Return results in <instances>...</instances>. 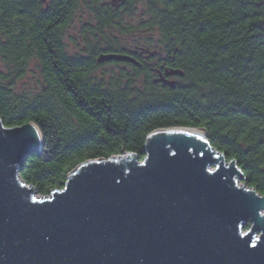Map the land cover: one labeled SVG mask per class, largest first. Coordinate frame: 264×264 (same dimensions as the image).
Masks as SVG:
<instances>
[{
    "label": "trees",
    "instance_id": "16d2710c",
    "mask_svg": "<svg viewBox=\"0 0 264 264\" xmlns=\"http://www.w3.org/2000/svg\"><path fill=\"white\" fill-rule=\"evenodd\" d=\"M80 3L94 21L88 32L96 44L86 45V55L68 53L62 36ZM48 5L45 13L41 0H0V122L33 123L43 140L20 166L24 183L48 196L87 161L123 152L142 161L155 130L201 128L214 149L236 161L246 186L264 195V0ZM138 12L135 27L123 23ZM135 28L155 33L146 59L98 62L123 54L106 32ZM173 71L182 73L173 75V88L155 82L156 73ZM28 73L29 89L19 86Z\"/></svg>",
    "mask_w": 264,
    "mask_h": 264
},
{
    "label": "water",
    "instance_id": "95a60500",
    "mask_svg": "<svg viewBox=\"0 0 264 264\" xmlns=\"http://www.w3.org/2000/svg\"><path fill=\"white\" fill-rule=\"evenodd\" d=\"M42 146L35 124L0 122V264H264V195L204 129L155 130L142 161H87L48 196L19 176Z\"/></svg>",
    "mask_w": 264,
    "mask_h": 264
},
{
    "label": "rangeland",
    "instance_id": "374dc122",
    "mask_svg": "<svg viewBox=\"0 0 264 264\" xmlns=\"http://www.w3.org/2000/svg\"><path fill=\"white\" fill-rule=\"evenodd\" d=\"M105 3L115 2L117 0H103ZM141 12V8H138ZM140 12L130 19L125 20L123 23L127 24L126 26H136L138 21L140 20ZM94 26V21L90 14L86 11L84 5L82 3L79 4L77 11L74 13V16L70 23L67 26L66 31L63 33V41L66 45L67 51L70 54H81L83 55L82 48L86 45H93L96 44L95 40L92 38V35L88 32L91 27ZM137 30V28H135ZM106 35L109 39L111 37L117 38L120 47L124 48H131L133 45H137L140 47H146L147 43L146 40L149 38H155V33H149L143 30H137L130 34H120L118 32H106ZM105 41L101 43L102 47H105ZM114 67L111 66L109 70H112ZM19 86H23L25 88H33L34 79L31 77V74L28 73L26 77L20 82Z\"/></svg>",
    "mask_w": 264,
    "mask_h": 264
},
{
    "label": "flooded vegetation",
    "instance_id": "af4514ba",
    "mask_svg": "<svg viewBox=\"0 0 264 264\" xmlns=\"http://www.w3.org/2000/svg\"><path fill=\"white\" fill-rule=\"evenodd\" d=\"M48 3H49V0H41V8L43 11H45V13H48V11H49ZM113 5H115V4H113ZM66 29H67V27L62 31V36H63V33L66 31ZM131 47H132V49L127 48V47H124V48L121 47V52L125 55H131V57L138 56L139 58L141 57L143 59L147 58L146 55H144L145 52L143 53L144 47H140L137 45H133ZM82 51H83L82 52L83 55H86V46H83ZM110 61H113V60L103 61V62H110ZM155 75H156L155 76V82H158V83H161L160 81H158L159 78H164L166 80H175L173 76H165V75H161L159 73L158 74L156 73Z\"/></svg>",
    "mask_w": 264,
    "mask_h": 264
}]
</instances>
